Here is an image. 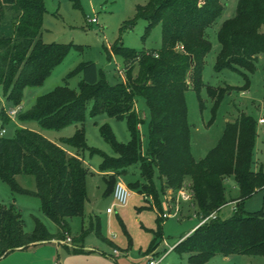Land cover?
Segmentation results:
<instances>
[{"label": "trees", "instance_id": "1", "mask_svg": "<svg viewBox=\"0 0 264 264\" xmlns=\"http://www.w3.org/2000/svg\"><path fill=\"white\" fill-rule=\"evenodd\" d=\"M222 11L221 0H150L138 6L134 21L147 23L143 38L160 25L158 50H132L122 45L106 49L108 58L117 56L128 65L125 80L110 85L94 63L81 64L65 77L64 85L36 97L18 116L20 122L34 120L44 129L76 125L74 135L61 143L77 153L87 150L101 157L99 170L106 174V194H112L117 177L126 168L136 165L145 183L130 187L156 202L157 229L151 249L161 237L160 196L166 190L177 192L187 185L201 221L228 203L224 181L232 178L238 189L232 216L221 220L217 214L174 247L178 254L188 255L189 264H206L217 255L264 257V207L255 213L242 211L243 201L264 189V171L251 168L257 121L240 114L225 124L216 145L203 158H193L190 151L185 92L190 88L199 92L204 87L202 71L211 49L205 30ZM5 13L10 19L7 32H0V93L6 103L15 106L21 101L22 90L40 86L73 46L43 43L44 0H0V31ZM216 36L220 47L216 71L236 67L253 70L259 57L264 58V0H237L234 15L222 22ZM78 73L83 78L77 90L69 88L67 79ZM206 89L215 106L229 90ZM136 96L145 99L150 112L146 154L142 152ZM89 102L91 117L105 114L126 122V144L116 141L108 125L99 129L115 157L85 143L84 131L78 125L84 121ZM8 121L0 107V130ZM87 173L78 154H68L34 131L17 128L9 138L0 136V181L12 194L35 197L42 214L58 227L51 234L33 219V229L25 233L13 205L0 204V258L16 249L64 238L70 232L68 219L83 215ZM17 175L32 176L34 191L21 188L14 180ZM155 176L158 188L153 183ZM86 231L103 239L97 218L95 226Z\"/></svg>", "mask_w": 264, "mask_h": 264}, {"label": "rangeland", "instance_id": "2", "mask_svg": "<svg viewBox=\"0 0 264 264\" xmlns=\"http://www.w3.org/2000/svg\"><path fill=\"white\" fill-rule=\"evenodd\" d=\"M149 1L44 0L46 13L43 17L41 31L43 43H58L73 47L40 86L26 87L22 90L21 101L18 105L6 103L0 93V107L9 119L2 128L3 137H11L14 130L19 127L34 131L67 151L78 154L84 167L88 169L87 200L83 215L68 219L71 231L68 233L69 237L78 236L82 229L86 231L93 228L97 218L100 222L101 234L113 241L118 247L116 250L118 255H122L121 258H126L130 262H133V256L142 255L140 250H143L152 238L147 229H154L157 219L154 208L155 199L144 196L138 188L130 187L136 183L139 185L145 183L140 177L138 167L132 165L117 177V182L123 183L131 193L127 203L120 206L112 194H106V174L99 170L101 157L98 154L90 155L87 150L77 153L74 148L61 143L62 139L71 138L74 135L76 125H67L59 130L44 129L34 120L20 122L18 116L33 104L36 97L51 92L57 86L64 85L65 77L81 64L94 63L110 85L125 80L128 65L117 56L112 55L108 58L106 49L110 51L115 45H122L132 50H158L161 47L160 25L153 27L143 38L147 23L144 20L134 21L137 7L144 6ZM221 4L223 11L220 17L205 30V36L211 44V49L205 57L202 71L201 79L204 87L199 92L191 88L185 92L187 121L190 126V151L195 159L203 158L216 145L227 120L233 121L240 114L249 115L256 121L259 117L264 118V58L262 56L254 64L253 70L244 67L215 70L216 57L220 49L216 33L222 22L234 15L237 0H221ZM9 19L10 15L5 13L1 33L7 32ZM90 19H94L95 22L90 23ZM82 78V73L73 75L67 79L68 87L77 90V85ZM207 87L213 89L228 87L229 90L215 106L214 100L207 92ZM14 107H19V112L9 117L8 112ZM90 109L91 102L87 104L83 123L78 125L84 131L87 147L115 157L111 146L100 136L99 129L102 125H108L116 141L126 144L129 141V134L125 120H117L105 114L91 117ZM135 109L141 120L139 131L142 152L146 154L150 112L142 96H136ZM256 134L251 168L253 171L259 169L264 171V125L256 128ZM14 180L23 189L28 191L35 189L32 176L17 175ZM153 183L157 188L159 187V180L156 176L153 178ZM224 186L227 202L238 197V189L232 178L225 179ZM181 189L188 191V186L185 185ZM180 190L177 192L166 190L164 195L160 196V218L163 213L176 211L177 217L164 219L162 225L164 239L170 245L176 242L183 231L200 221L197 214L193 216V213H196L193 202L183 201L178 197ZM0 204L14 205L25 233L33 229V219L40 221L52 234L58 230V227L42 214L35 197L12 194L7 185L1 181ZM233 206L232 203H228L223 207L218 214L219 218L225 220L231 217ZM263 207L264 189L257 190L242 203V211L245 214L258 212ZM108 208L111 209V213L106 212ZM86 232H88L86 237L89 242L106 251L110 257H114L110 254L112 246L100 241L94 232ZM127 234L132 240V246H129ZM74 240L75 238L71 237L70 241ZM63 241L61 244H65ZM162 247L163 243L160 249ZM167 249L168 247L165 248ZM164 252L162 251L154 258L161 257ZM64 254L67 253L62 247L51 242L30 247L22 252L11 253L2 259L0 264H52L55 261L62 264ZM173 255L178 258L182 256L176 252L172 253ZM223 258L217 255L207 264H264V257L232 255L227 261ZM164 263L165 260L161 264Z\"/></svg>", "mask_w": 264, "mask_h": 264}, {"label": "crops", "instance_id": "3", "mask_svg": "<svg viewBox=\"0 0 264 264\" xmlns=\"http://www.w3.org/2000/svg\"><path fill=\"white\" fill-rule=\"evenodd\" d=\"M259 58H261V57H259ZM261 118L262 117H259L257 119V125L258 126L259 125H261V126L264 125V124H259L258 123V120L261 119ZM227 122H230V121L227 120L226 123ZM19 128H22V127H19ZM64 150L68 154L74 155L72 152H69L66 149H64ZM234 202L235 201H233V199H232L228 203H234ZM225 206H223V207H225ZM13 207H14V205H13ZM223 207L219 210V212L223 209ZM219 212L217 214H219ZM194 214H196V213H193V216H194ZM156 215H157V213H156ZM158 216L160 217V214ZM176 217L177 216H175V217H169V218H176ZM169 218H165V220L166 219H169ZM163 220L160 222L161 237L158 240V243L155 246V248L154 249H151V245H152L153 240L155 238V232H156V229H157V222H156V225H155V228L154 229H147L151 233L152 238L150 239L148 245H146L143 250H140V253H142L141 256L140 255L133 256L134 257L133 262H130L126 258H121L122 255L119 256L118 254H114L113 253V250H118V247H116V245L113 243L112 240H110L109 238L104 237L102 234L101 235H102L103 239L98 238L97 236L96 237L100 241H102V242H104V243L112 246V250L110 251L111 252L110 254L114 255V257L113 258L110 257V255H108V253H106V251L101 250L100 247H95L93 245V243H91V242L88 241V239L86 237V234L88 232H86L84 229L81 230V233L78 236L71 235L72 238H75V240L74 241H71V243L61 244V242L63 240H65V238L67 236L69 237L68 234H65V237L62 238V239H54V240L49 241V242H43V243H40V244H35V245L28 246L25 249H16V250H13V251L7 253L6 255H4L3 257H1L0 258V261L2 259H4L7 255L11 254V253L22 252V251H24V250H26V249H28L30 247H36V246H40V245H44V244H47V243H51L52 242V243L56 244L57 246L62 247L65 250V252L67 253V254H64V256H63L62 264H147V262L151 258H154V257L158 256L162 251H165V252H164V254L161 257H159V258H162V260H161V262L159 264H161L164 260H165V263L164 264H189L188 263V260H187L188 259V255L187 254H179V255H182L183 256V259L184 260L183 259L181 260V257L182 256H180L178 258L177 256H174V255L172 256V253L176 252L174 250V247L179 242H181L184 238H186L188 235H190L199 226L200 221L198 223L193 224L186 231H183L181 233V235L178 237V239L176 240V242H174L172 245H170V244L167 243V240L164 239V235H163V232H162V225L164 224V221ZM99 225H100V222H99ZM70 233H71V231H70ZM71 237H69V238L71 239ZM127 237H128V240H129V246H132V240H131V238H130V236L128 234H127ZM162 243H163V247L160 249ZM167 247H168V249L165 250V248H167ZM73 249H77V250H79V252L78 253L71 252V250H73ZM228 257H224L223 258L224 261H227L228 260ZM54 263L59 264L56 261L55 262H52V264H54Z\"/></svg>", "mask_w": 264, "mask_h": 264}, {"label": "built area", "instance_id": "4", "mask_svg": "<svg viewBox=\"0 0 264 264\" xmlns=\"http://www.w3.org/2000/svg\"><path fill=\"white\" fill-rule=\"evenodd\" d=\"M89 22H90V23H94L95 20H94V19H90ZM18 112H19V107H14L13 109H11V110L8 112V116L11 117V116L15 115V114L18 113ZM258 123H259V124H264V118L259 119V120H258ZM3 133H4V130L1 129V130H0V136H2ZM130 195H131V193H130L129 189H128L123 183H121V182H116V183H115V185H114V187H113V190H112V197L114 198V200L116 201V203H117L118 205H120V206H124V205L127 203L128 199H129V197H130ZM178 197H179L181 200H183V201H192V195H191V193L188 192V191H185L184 189H181V190L178 192ZM232 204L234 205L233 208H232V210L235 211V209H236V202H234V203H232ZM106 212H107V213H111V209L108 208V209L106 210ZM175 216H176V211H173V213H163V214L161 215V217H162L163 219H165V218H169V217H175ZM216 216H217V214H216L215 212L212 213V214H210L208 217L202 219V220L200 221V224H199V225L205 223L206 221H208V220H210V219H215ZM63 242H64L65 244H66V243H71L70 238H69L68 236L65 238V240H64ZM113 253H114V254H118L116 250H113ZM161 260H162V258H157V259H155V258H151V259L147 262V264H159V263L161 262ZM54 264H57V263H54Z\"/></svg>", "mask_w": 264, "mask_h": 264}]
</instances>
